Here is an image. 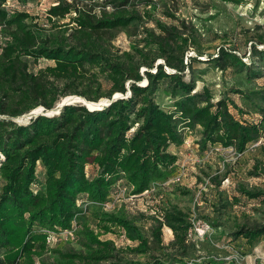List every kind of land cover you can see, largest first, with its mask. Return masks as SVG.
I'll use <instances>...</instances> for the list:
<instances>
[{
  "label": "rangeland",
  "instance_id": "1",
  "mask_svg": "<svg viewBox=\"0 0 264 264\" xmlns=\"http://www.w3.org/2000/svg\"><path fill=\"white\" fill-rule=\"evenodd\" d=\"M120 17L122 22L114 26L100 23ZM21 23L25 27L21 28ZM144 27L153 30L159 38H169L174 31L187 37L188 42L183 44L184 64L187 63L181 72L183 79L193 83L195 89L207 86L214 100L221 96L232 99L242 111L230 106L234 116L257 123L260 134L241 153L218 143L201 150L197 144L200 127L185 128L183 144L171 149L176 153L175 166L166 177L156 179L142 191H136L135 184L128 182L123 172L109 178L101 171L97 159L87 161L80 169L87 184L77 183L80 188L76 185L71 195L73 204L84 209L77 228L88 227L101 240L112 242L121 263L165 261L177 252L182 261L195 264H205L211 259L225 264H264V234L251 243L236 235L240 227L264 224V195L255 196L256 192H264V62L251 47V43L264 38V0H0V118L8 117L11 109L23 110L22 98L30 85L39 83L47 87L48 80L56 93L51 108L39 104L11 120L23 124L37 114H57L63 102L95 108L90 110H96V106L90 107L87 102L97 103L101 104L97 109H101L114 97L128 96L132 79L125 81V93L113 92L104 61H118L126 69L137 68L141 76L138 84L144 85L145 71L149 68L137 53L148 49ZM56 30L66 35L75 48L92 53L93 58L84 60V72L78 77L53 78L45 67L53 65V61L35 59L16 45L23 34L34 45L36 39L30 31L45 36ZM219 47L235 48L238 55L246 53L242 61L250 70L225 58L219 59L224 67L207 60L209 55L216 56ZM258 48L264 49V44ZM155 53L152 51L149 56ZM158 63H164V58H157L154 65ZM154 69L155 66L150 70ZM164 69L174 71L165 65ZM258 69L259 73L253 74ZM66 84L80 94L68 93ZM164 84L158 83L153 96L168 111L173 109L175 98L164 91ZM238 90L243 93L235 92ZM45 99L49 100L48 95ZM37 173L39 178L43 177ZM100 175L105 180L116 179L109 188L96 183L104 194L101 203L87 198ZM2 183L0 178V190ZM177 210L185 214L190 224L186 234L171 217ZM101 212H117L133 219L149 238L148 250L132 251L137 241L130 239L120 226H112L108 231L100 228L97 214ZM204 224L209 225V231H202ZM157 225H161L159 242L152 236ZM7 237L11 248L0 242V256L20 258V245L13 233L8 231ZM47 245L43 253L33 256L34 264L57 260L59 255L53 249L88 251L77 239L55 240ZM112 261L115 258L102 260L100 264ZM20 264L27 261L22 257Z\"/></svg>",
  "mask_w": 264,
  "mask_h": 264
},
{
  "label": "trees",
  "instance_id": "2",
  "mask_svg": "<svg viewBox=\"0 0 264 264\" xmlns=\"http://www.w3.org/2000/svg\"><path fill=\"white\" fill-rule=\"evenodd\" d=\"M121 20L122 17L100 23L114 26L120 24ZM19 26L23 28L25 23ZM30 32L36 39L34 45L24 34L18 37L16 45L35 59L53 61V65L45 67L55 79L60 76L78 77L84 72V60L93 58L91 51L75 48L59 30L45 36L36 31ZM143 33L148 49H140L137 53L142 63L149 68L145 71L144 85L138 84L141 76L137 68L131 66L126 69L118 61H104V71L112 82L113 92L125 93V81L132 79L128 96L113 99L101 109L90 110L78 103L66 104L57 114H37L27 123L19 124L11 120L39 104L51 108L50 103L56 93L52 81L48 80L47 87L39 83L30 85L29 92L22 98L23 110L11 109L8 117L0 118V178L3 180L0 190V242L10 249L7 233L12 232L16 243L20 245L19 256L27 264H34L33 256L46 250V237L50 232L70 229L74 222H81L79 218L84 209L73 204L71 195L76 185H82V182L87 184L80 171L87 161L97 159L101 171L107 173L109 178L123 172L125 179L135 184L136 191H142L156 179L166 177L170 168L175 166L176 153L171 149L183 144L185 128L194 130L200 127L197 144L201 150L218 143L241 153L247 144L258 139L259 125L235 117L230 106L242 111L232 99L221 96L214 100L207 86L195 89L193 83L183 79L181 72L187 64H184L183 44L188 42L187 37L174 31L169 38H159L147 27L143 28ZM261 44H264L262 37L251 43V47L252 52L264 62V49L258 48ZM177 50L179 53H175ZM152 51L156 53L150 57ZM245 54L238 55L235 48L219 47L216 56L209 55L207 60L224 67L220 65L219 59L225 58L231 64L250 70L242 61ZM248 56L253 57L250 52ZM160 57L164 58V63L154 65ZM132 60L133 56L131 63ZM164 65L174 71H166ZM153 66L155 69L151 71ZM258 73L259 69L253 71V74ZM249 76H246L247 79ZM13 78L14 75L11 76ZM160 81L165 83L164 91L175 98L173 109L168 111L154 100L153 95ZM66 85L69 87L68 93L80 94ZM46 95L49 100L45 99ZM37 172L43 177L39 178ZM115 180L98 176L94 190L87 195L88 200L103 202L104 194L97 189L96 183H104L109 188ZM260 194L264 195V192H256L255 196ZM171 217L186 234L190 224L185 214L177 210ZM97 218L104 231L112 230L115 225L120 226L130 239L137 241L132 251L148 250L149 238L133 219L117 212H101ZM78 229L75 230L74 239L79 240L87 252L53 249L59 258L49 263L41 261V264H100V261L111 258H115V261L108 264H143L121 263L115 256L112 242L101 240L88 227ZM262 234L264 224L240 227L236 232L249 243ZM152 236L156 242L160 241L161 225L153 228ZM20 258L0 256V264H20ZM176 259L183 264H195L188 260L182 261L181 254L177 252L171 253L165 261L155 259L152 263L144 264H173ZM206 262L225 264L212 259Z\"/></svg>",
  "mask_w": 264,
  "mask_h": 264
},
{
  "label": "built area",
  "instance_id": "3",
  "mask_svg": "<svg viewBox=\"0 0 264 264\" xmlns=\"http://www.w3.org/2000/svg\"><path fill=\"white\" fill-rule=\"evenodd\" d=\"M178 179L179 178L177 177L176 180H178ZM76 229H77V224L74 222L72 228H70V229H65V230H62L59 232H55V233L50 232L46 237V242L50 243L51 241H55V240L56 241H58V240L59 241L60 240L66 241L67 239H74ZM209 229H210V227L207 224H204L202 227L203 232L209 231ZM51 238H53V240ZM173 264H183V263L176 261Z\"/></svg>",
  "mask_w": 264,
  "mask_h": 264
},
{
  "label": "water",
  "instance_id": "4",
  "mask_svg": "<svg viewBox=\"0 0 264 264\" xmlns=\"http://www.w3.org/2000/svg\"><path fill=\"white\" fill-rule=\"evenodd\" d=\"M117 97H114L113 99H116ZM113 99H111V100H113ZM109 103V102H108ZM107 103V104H108ZM65 104H69V103H65V102H63V103H61V105L60 106H63V105H65ZM94 105V104H93ZM95 106H99V107H96V109L97 108H100V106H101V104L100 105H95ZM90 108V107H89ZM90 109H95V108H90Z\"/></svg>",
  "mask_w": 264,
  "mask_h": 264
},
{
  "label": "bare ground",
  "instance_id": "5",
  "mask_svg": "<svg viewBox=\"0 0 264 264\" xmlns=\"http://www.w3.org/2000/svg\"><path fill=\"white\" fill-rule=\"evenodd\" d=\"M77 97H78V96H77ZM82 99H83V98H82ZM82 99H80V100H82ZM72 100H73V99H72ZM78 100H79V99H78ZM99 100H100V99H99ZM84 101H85V100H84ZM101 102H102V101H101ZM87 103H88V105H89L90 107H91V106L94 107V105H99V104H97V103H96V104L93 103L94 105H93L91 102H87ZM102 103H103V102H102ZM96 107H99V106H96ZM36 110H37V109H36Z\"/></svg>",
  "mask_w": 264,
  "mask_h": 264
}]
</instances>
